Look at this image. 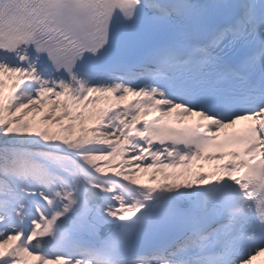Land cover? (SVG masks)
<instances>
[{"label": "snow or ice", "instance_id": "1", "mask_svg": "<svg viewBox=\"0 0 264 264\" xmlns=\"http://www.w3.org/2000/svg\"><path fill=\"white\" fill-rule=\"evenodd\" d=\"M0 264H264V0H0Z\"/></svg>", "mask_w": 264, "mask_h": 264}]
</instances>
